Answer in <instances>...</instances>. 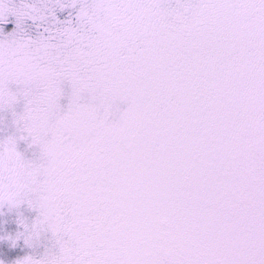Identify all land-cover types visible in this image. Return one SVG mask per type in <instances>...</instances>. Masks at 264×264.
<instances>
[{
	"label": "snow or ice",
	"instance_id": "1",
	"mask_svg": "<svg viewBox=\"0 0 264 264\" xmlns=\"http://www.w3.org/2000/svg\"><path fill=\"white\" fill-rule=\"evenodd\" d=\"M0 264H264V0H0Z\"/></svg>",
	"mask_w": 264,
	"mask_h": 264
}]
</instances>
